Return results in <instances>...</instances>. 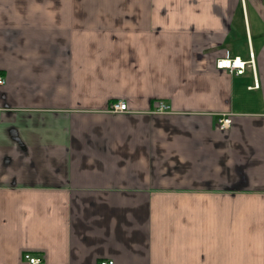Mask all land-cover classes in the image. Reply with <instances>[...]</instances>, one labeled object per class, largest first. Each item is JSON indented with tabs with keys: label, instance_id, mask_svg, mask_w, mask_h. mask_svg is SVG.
I'll return each mask as SVG.
<instances>
[{
	"label": "crops",
	"instance_id": "1",
	"mask_svg": "<svg viewBox=\"0 0 264 264\" xmlns=\"http://www.w3.org/2000/svg\"><path fill=\"white\" fill-rule=\"evenodd\" d=\"M0 75V264H264V0H0Z\"/></svg>",
	"mask_w": 264,
	"mask_h": 264
},
{
	"label": "built area",
	"instance_id": "2",
	"mask_svg": "<svg viewBox=\"0 0 264 264\" xmlns=\"http://www.w3.org/2000/svg\"><path fill=\"white\" fill-rule=\"evenodd\" d=\"M216 66L219 70H228L231 73H236L237 75H243L245 74L248 67H251L253 71L255 68V60L254 55L251 54L250 60L245 61L241 59L240 57L231 58L229 56H226L222 59L217 60ZM6 84V79L0 75V86H3ZM258 81H255L254 88H258ZM112 111L115 113H124L129 111V107L127 102L119 101L112 104ZM158 110L161 112H165L170 110L169 105H167L164 102H160L158 104ZM232 124V120L229 117H223L218 121V126L220 129L225 130L228 129ZM24 258L26 261H28L30 264H40L42 262V259L38 257H34L33 255L26 253ZM101 264H114L113 261H103Z\"/></svg>",
	"mask_w": 264,
	"mask_h": 264
}]
</instances>
